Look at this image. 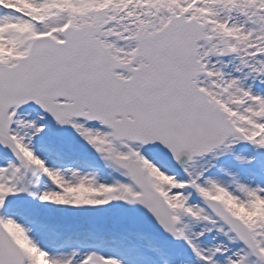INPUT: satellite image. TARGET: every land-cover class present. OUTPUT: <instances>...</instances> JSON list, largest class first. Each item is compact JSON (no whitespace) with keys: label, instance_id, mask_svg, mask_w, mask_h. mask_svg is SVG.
Segmentation results:
<instances>
[{"label":"snow or ice","instance_id":"6c2138e0","mask_svg":"<svg viewBox=\"0 0 264 264\" xmlns=\"http://www.w3.org/2000/svg\"><path fill=\"white\" fill-rule=\"evenodd\" d=\"M0 264H264V0H0Z\"/></svg>","mask_w":264,"mask_h":264}]
</instances>
